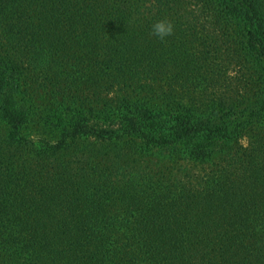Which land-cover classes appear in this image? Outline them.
<instances>
[{
  "label": "trees",
  "instance_id": "1",
  "mask_svg": "<svg viewBox=\"0 0 264 264\" xmlns=\"http://www.w3.org/2000/svg\"><path fill=\"white\" fill-rule=\"evenodd\" d=\"M0 264H264V0H0Z\"/></svg>",
  "mask_w": 264,
  "mask_h": 264
},
{
  "label": "clouds",
  "instance_id": "2",
  "mask_svg": "<svg viewBox=\"0 0 264 264\" xmlns=\"http://www.w3.org/2000/svg\"><path fill=\"white\" fill-rule=\"evenodd\" d=\"M174 26L171 21L167 19H160L151 25V32L160 40H164L166 37L172 35Z\"/></svg>",
  "mask_w": 264,
  "mask_h": 264
}]
</instances>
